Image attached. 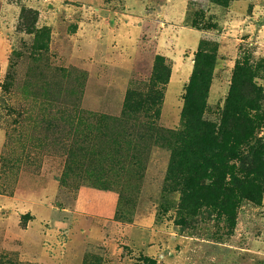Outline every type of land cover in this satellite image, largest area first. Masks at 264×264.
I'll return each instance as SVG.
<instances>
[{"label": "rangeland", "instance_id": "rangeland-1", "mask_svg": "<svg viewBox=\"0 0 264 264\" xmlns=\"http://www.w3.org/2000/svg\"><path fill=\"white\" fill-rule=\"evenodd\" d=\"M191 3L174 29L212 33L203 120L220 126L232 87L264 139V0ZM160 4L0 0V264H264V180L230 226L169 174L184 92L175 80L158 118L144 103L193 53L162 34Z\"/></svg>", "mask_w": 264, "mask_h": 264}, {"label": "trees", "instance_id": "trees-1", "mask_svg": "<svg viewBox=\"0 0 264 264\" xmlns=\"http://www.w3.org/2000/svg\"><path fill=\"white\" fill-rule=\"evenodd\" d=\"M214 1L219 3L221 0ZM192 57L193 69L184 88L180 113L181 128L174 137L178 146L171 153L169 174L178 170L185 184L183 205H190L194 210L202 209L203 205L233 226V214L240 204L236 194H246L253 204L259 205L262 189L259 179L264 180V139L254 135L258 126L249 114H242L232 96L235 92L232 87L225 100L220 126L216 128L203 120L214 56L203 52L200 42ZM159 59L162 58L158 57L157 61ZM169 71L170 68L164 81L155 76L150 98L144 103L153 118L159 117ZM156 83L163 86L159 92L153 90ZM248 109L252 110L253 104Z\"/></svg>", "mask_w": 264, "mask_h": 264}, {"label": "crops", "instance_id": "crops-1", "mask_svg": "<svg viewBox=\"0 0 264 264\" xmlns=\"http://www.w3.org/2000/svg\"><path fill=\"white\" fill-rule=\"evenodd\" d=\"M152 1H161L160 9L157 10V15L159 17V25L162 27V34L169 36V33L173 36V40L170 43L176 46L178 51L190 50L191 53H195L199 48L200 42L205 38L209 37L212 33L203 29L200 25H196L190 28H182L176 31L174 27L176 24L182 21L188 5H193L192 0H125V11L130 13L128 10V4L136 5L139 8L145 7L148 3ZM201 1L205 7L207 13H213L214 10L218 8L217 4L213 0H198ZM127 3V4H126ZM240 3V1L234 2ZM206 13V12H205ZM135 21L141 20V16L134 17ZM133 22V21H131ZM134 23V22H133ZM134 25V24H133ZM127 26L125 25V29ZM127 30V29H126ZM139 27L133 28L130 33L136 35L138 33ZM128 32V31H127ZM218 33V31H216ZM131 38V37H130ZM129 40V37L127 38ZM157 55L162 57H167L165 49L157 50ZM183 65L182 68H178L177 63H173L169 71L168 82L165 85L163 102L166 103V94L169 90L170 85L176 80L180 83V87L177 91V96L182 95L185 86L188 84L190 75L193 69V60L191 58H185L180 61ZM211 86V83H210ZM211 87H209L210 92ZM209 94V93H208ZM177 102V97H176Z\"/></svg>", "mask_w": 264, "mask_h": 264}]
</instances>
